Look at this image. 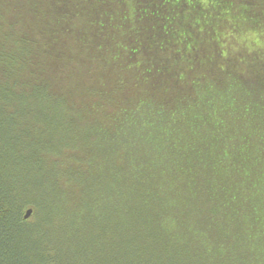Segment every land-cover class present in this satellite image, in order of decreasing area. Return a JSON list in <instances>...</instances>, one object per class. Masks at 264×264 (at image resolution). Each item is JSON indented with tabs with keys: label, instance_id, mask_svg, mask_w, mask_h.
<instances>
[{
	"label": "trees",
	"instance_id": "1",
	"mask_svg": "<svg viewBox=\"0 0 264 264\" xmlns=\"http://www.w3.org/2000/svg\"><path fill=\"white\" fill-rule=\"evenodd\" d=\"M0 264H264V0H0Z\"/></svg>",
	"mask_w": 264,
	"mask_h": 264
},
{
	"label": "rangeland",
	"instance_id": "2",
	"mask_svg": "<svg viewBox=\"0 0 264 264\" xmlns=\"http://www.w3.org/2000/svg\"><path fill=\"white\" fill-rule=\"evenodd\" d=\"M36 169H37L38 174L32 178V183H31V187L29 191L32 195H35V196L42 195L43 197H46L48 194H44V193H53L52 184L46 180L47 178H45V174L47 173L45 169H42L41 172L38 171V167H36ZM39 217H40V214H38V218ZM41 217H43V214ZM40 224H42L41 221H40Z\"/></svg>",
	"mask_w": 264,
	"mask_h": 264
},
{
	"label": "water",
	"instance_id": "3",
	"mask_svg": "<svg viewBox=\"0 0 264 264\" xmlns=\"http://www.w3.org/2000/svg\"><path fill=\"white\" fill-rule=\"evenodd\" d=\"M32 211H33L32 208H28L27 211H26V213H25V218H29L30 215L32 214Z\"/></svg>",
	"mask_w": 264,
	"mask_h": 264
}]
</instances>
